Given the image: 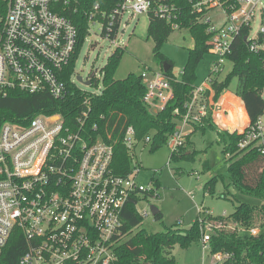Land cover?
Listing matches in <instances>:
<instances>
[{"label": "built area", "instance_id": "built-area-1", "mask_svg": "<svg viewBox=\"0 0 264 264\" xmlns=\"http://www.w3.org/2000/svg\"><path fill=\"white\" fill-rule=\"evenodd\" d=\"M5 1L0 26V96L18 89L63 97L67 85L61 74L74 51L77 31L70 19L55 9L60 0ZM127 1L117 0L107 12L93 3L87 13L88 33L97 24L100 34L116 44L121 17L128 7L136 12L153 11L173 30L180 29L179 9L173 2L135 0L127 6ZM186 1L197 21L206 24L208 51L218 56L211 74L223 70L231 42L243 29L250 49H264V0ZM256 18L260 24L250 37ZM140 77L145 85L143 100L153 110L163 108L172 97L169 78L163 70L146 66ZM89 78L95 82L94 74ZM211 79L207 75L196 85L184 104V112L166 140L170 152L178 150L193 124L209 110L218 127L230 129L215 120L221 95L213 99ZM87 112L82 108L72 122L59 113H39L25 125L10 121L0 125V252L12 230L20 229L26 248L18 264H118V248L126 235L122 218L126 202L136 197V212L142 218L152 213L149 200L159 196L152 192L155 187L137 182L139 165L124 175L113 171V143L92 138L86 131ZM261 116L255 122L248 120L240 130L229 131L241 135L239 147H255L264 156ZM150 138L151 134L137 138L132 125H127L121 136L131 156L133 149L148 145ZM141 202L145 207L140 210ZM198 210L205 212L197 219L200 240L205 244L225 224L214 219L208 208ZM258 231L249 229L251 234ZM210 257L207 264H222L229 254L210 252Z\"/></svg>", "mask_w": 264, "mask_h": 264}, {"label": "trees", "instance_id": "trees-1", "mask_svg": "<svg viewBox=\"0 0 264 264\" xmlns=\"http://www.w3.org/2000/svg\"><path fill=\"white\" fill-rule=\"evenodd\" d=\"M117 0H60L55 9L70 19L77 31L74 51L63 67L61 79L66 82L67 92L61 98H54L48 92L29 93L13 89L5 96H0V125L10 121L18 125H25L36 114L59 113L67 122H72L82 108L88 110L85 118V129L92 138H102L113 143V157L111 167L117 174H127L134 163L121 136L127 125L135 129L136 137L142 139L151 134L149 149L153 151L162 144H166L168 136L173 132L177 120L184 112V104L190 99L195 88V67L205 52H208L206 41L209 34L206 24L197 21V15L191 12L186 0H169L179 9L177 21L180 29H187L193 37V45L188 48L187 60L179 77L171 73L172 63L159 52L160 45L173 31L170 23L157 16L153 11L147 13L149 23L146 30L147 37L153 40V56L163 70V63L168 69L163 73L169 78L172 97L163 108L151 109L143 100L145 85L140 73H128L125 77H114L115 70L123 54V48L116 46L109 54L101 68V88L97 92L80 89L71 80L75 60L88 34L87 13L93 3L99 4L101 11H109ZM6 9V1L0 0V26ZM246 29L235 35L231 42L230 52L226 55L231 69L222 77L221 72L211 75L210 87L213 99L219 101V109L214 112L215 120L223 127L241 129L248 122H255L263 114L264 99L261 91L264 88V49L252 50L248 41L244 39ZM224 69V68H223ZM232 78L236 84L232 91L236 106L241 112H229L225 97ZM91 78V83H93ZM208 93V90L205 92ZM86 100V102H85ZM223 110H227L226 114ZM203 117L199 123H194L186 134L184 142L170 157L177 153L185 158L192 156V151L186 152L185 143H190L189 136L195 131L204 132L206 128L216 132L222 143V151L227 162V177L229 183L241 193L252 195L261 200L260 203L240 201L234 210L226 216H214L223 220L225 226L217 229L208 241L209 250L227 252L229 257L222 264H264V156L255 147L238 146L240 134L236 131L218 127L210 116ZM248 115V117H247ZM93 124L96 127L93 128ZM228 154V155H227ZM204 166H209L204 161ZM216 175L204 183V189L210 193L214 191ZM154 186V185H153ZM155 187V186H154ZM157 187V185H156ZM155 187V188H156ZM222 196H226L223 192ZM137 198L131 197L122 211L123 232L128 233L137 227L143 218L136 212ZM155 219H161L158 211ZM179 223V222H178ZM258 228L251 234L249 229ZM201 237L197 219L188 227L169 226L161 231L147 232L139 228L134 235L127 238L118 248V264H175L170 249L176 244L188 246L192 240ZM26 248V241L20 229L14 228L0 252V264H18L20 255Z\"/></svg>", "mask_w": 264, "mask_h": 264}, {"label": "rangeland", "instance_id": "rangeland-1", "mask_svg": "<svg viewBox=\"0 0 264 264\" xmlns=\"http://www.w3.org/2000/svg\"><path fill=\"white\" fill-rule=\"evenodd\" d=\"M134 2L135 0H129L126 4L129 6ZM148 23L149 17L146 12L132 11L128 7L121 17L116 44L100 34L97 24L92 25V31L87 34L75 60L73 82L82 90L99 91L101 68L116 46L123 48V54L115 70V78L121 79L130 72L139 74L145 66L159 69L161 62L154 58L152 52L153 40L146 35ZM251 24L250 37L256 33L260 21L256 18ZM193 42L191 33L181 28L173 30L160 45L159 52L165 59L171 61V73L175 77L180 76L187 60L188 48ZM217 60L218 56L209 51L203 54L195 67V85H199L205 79L213 61ZM231 65L229 61H225L222 77L231 69ZM91 72L95 76V82L85 84L84 81L89 78ZM77 76H81L82 81L78 80ZM235 84L236 78H232L229 90H234ZM261 96L264 99V88ZM225 102L229 112H241L240 107L236 106L234 95L230 92L226 95ZM261 121L264 126V111ZM189 140L191 142L185 143V148L186 152L192 151V156L188 158L181 156L180 153L170 157V149L166 144L153 151H150L149 144L137 146L132 150L133 163L139 165L137 182L148 187L152 184L155 187L157 185L152 192L158 193L159 196L151 198L149 203L157 206L162 218L155 219L152 213L144 217L137 227L126 233L124 240L134 235L139 228H144L147 232H156L175 224L178 227H188L194 220L205 216V212L198 210L202 206L211 210L213 216L223 214L226 216L240 201L251 204L261 202L257 197L241 193L229 183L222 143L214 130L208 128L204 132L197 130L189 136ZM204 161L208 168L204 166ZM214 175L217 178L214 191L210 193L204 189V183ZM223 192L226 196L221 195ZM139 207L140 210L143 209L145 203L141 202ZM261 230L264 231V228ZM170 253L175 259V264H207L211 258L208 243L204 244L200 239L192 240L186 247L176 243L170 249Z\"/></svg>", "mask_w": 264, "mask_h": 264}, {"label": "water", "instance_id": "water-1", "mask_svg": "<svg viewBox=\"0 0 264 264\" xmlns=\"http://www.w3.org/2000/svg\"><path fill=\"white\" fill-rule=\"evenodd\" d=\"M244 39H246V36H244ZM167 69H168V64L166 62H164L163 63V71H166ZM92 75H93V73L91 72L89 74V77H91ZM77 79L82 81L81 76H77ZM84 83L85 84H90L91 83L90 78H88L87 80H85ZM150 209H151V212H152L153 215H155L159 211V209L157 208V206H155L154 204H151Z\"/></svg>", "mask_w": 264, "mask_h": 264}, {"label": "crops", "instance_id": "crops-1", "mask_svg": "<svg viewBox=\"0 0 264 264\" xmlns=\"http://www.w3.org/2000/svg\"><path fill=\"white\" fill-rule=\"evenodd\" d=\"M225 91H228V92H230L231 94H233V95H235L232 91H230V90H225ZM221 96H222V94H221ZM236 96V95H235ZM236 97H238V96H236ZM239 98V97H238ZM240 99V98H239ZM240 101H241V103L243 104V102H242V100L240 99ZM243 107H244V104H243ZM244 109H245V107H244ZM247 117H248V115H247ZM248 119H249V117H248Z\"/></svg>", "mask_w": 264, "mask_h": 264}]
</instances>
